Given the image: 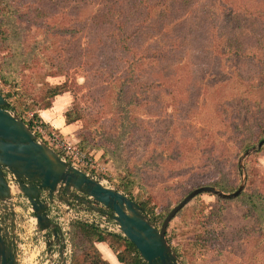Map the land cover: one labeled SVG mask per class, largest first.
<instances>
[{"label": "rangeland", "instance_id": "1", "mask_svg": "<svg viewBox=\"0 0 264 264\" xmlns=\"http://www.w3.org/2000/svg\"><path fill=\"white\" fill-rule=\"evenodd\" d=\"M58 85L79 116L72 139L60 133L89 141L106 185L134 176L131 195L157 217L203 185L233 192L245 178L264 197V0H0L13 111L27 122ZM28 210L22 264H46ZM167 238L183 264H264L241 197L198 194Z\"/></svg>", "mask_w": 264, "mask_h": 264}, {"label": "water", "instance_id": "2", "mask_svg": "<svg viewBox=\"0 0 264 264\" xmlns=\"http://www.w3.org/2000/svg\"><path fill=\"white\" fill-rule=\"evenodd\" d=\"M7 104L0 92V264H20L18 214H23L27 205L35 217L36 229L44 236L42 248L49 257L47 262L70 264L68 239L49 214L50 204L56 201L75 204L111 218L116 224L113 232L133 242L146 264H183L167 238V229L174 216L198 194L211 193L232 199L244 190L245 178L233 192H225L214 185L199 186L174 206L158 227L129 194L106 185L104 180L70 163L39 140L24 119L8 109ZM263 144L264 138L257 149ZM7 173L16 181L12 186ZM43 194L46 197H42Z\"/></svg>", "mask_w": 264, "mask_h": 264}, {"label": "trees", "instance_id": "3", "mask_svg": "<svg viewBox=\"0 0 264 264\" xmlns=\"http://www.w3.org/2000/svg\"><path fill=\"white\" fill-rule=\"evenodd\" d=\"M5 80L9 81L10 79L5 77ZM67 91L69 90L63 87V85H58L48 90L44 96H50V98H53L56 95L62 94ZM0 92L3 94L1 89ZM4 96L8 99L7 108L13 110L15 108V105L11 102V100H9V98H11V94H6ZM50 98L43 106L40 107V109H46L52 106L53 101H51ZM39 110L35 113V116L41 120V117L38 114ZM65 118L67 123H73L79 119V116L74 112L67 110L65 112ZM44 124L46 126H49L45 122ZM50 129L53 130V128L51 127ZM55 131L60 133L57 129H55ZM78 146L81 150H84L90 147L89 141L87 139L81 140ZM262 147H264V144ZM125 168H126L125 166H122L120 170L122 172L126 171ZM85 170L87 171L88 169ZM92 172L94 174V171ZM125 175H126L125 178L121 180L118 188H121L124 192L129 194L142 207L144 212H146L150 216V218L156 225H158L159 222L160 224H162L164 220L163 217L160 216L157 217V215L154 212V209L151 208L146 202L138 201L133 197V195H131V188L137 181L134 178V176L130 175L127 171ZM237 197H241L243 199V202L250 209V211L255 214L258 225H260L261 231L263 232L264 231L263 195L255 191H246L244 189L241 192V194ZM69 234L72 245L71 264H110L108 260L103 258L100 250L96 246L97 242H107L109 246L115 251L119 261L122 262L123 264H146L143 261L139 251L137 250L133 242H131L130 240H128L126 237H124L119 233L108 232L100 228L96 224L74 219L70 224Z\"/></svg>", "mask_w": 264, "mask_h": 264}, {"label": "built area", "instance_id": "4", "mask_svg": "<svg viewBox=\"0 0 264 264\" xmlns=\"http://www.w3.org/2000/svg\"><path fill=\"white\" fill-rule=\"evenodd\" d=\"M26 123L30 126L31 130L36 134L39 140L46 142L51 147L53 146L52 148L56 150L62 158L68 160L70 163L83 169L84 171H86L85 169H88L86 171L87 173H90L91 170L99 172L100 168L102 169L101 171L104 172L103 169L105 166L101 165L92 153L81 150L76 144L66 139L61 133L49 129L42 120L35 116V113L31 112L29 114L28 121ZM7 180L11 186L16 183L11 173H7ZM44 196L45 195L43 194L42 197ZM27 206L29 208L28 213L33 214L29 205ZM49 214L52 220L55 221L63 230L66 238L69 237L70 224L74 219L96 224L108 232H113L116 228V224L111 218H106L102 214L95 213L89 209L80 208L75 204H64L61 201L52 202L50 204ZM32 230L36 235L35 248L38 247V251H40V247H43L44 245V236L36 229V226H34ZM25 239H27V237L21 240L22 245L26 244L24 243Z\"/></svg>", "mask_w": 264, "mask_h": 264}, {"label": "crops", "instance_id": "5", "mask_svg": "<svg viewBox=\"0 0 264 264\" xmlns=\"http://www.w3.org/2000/svg\"><path fill=\"white\" fill-rule=\"evenodd\" d=\"M67 92H64L62 94H58L55 96L52 106L46 108V109H40L38 114L41 117V119L47 123L50 127L57 129L59 132H61L64 135H72V137H69L70 139L73 138L74 133L76 131L75 124L74 123H67L66 118H65V112L68 110L66 109L63 111L62 109L67 108V106L70 104L69 103V96L66 94ZM56 101V103H55ZM61 117H58L59 112H62ZM68 138V137H67ZM90 174L94 175L93 172H90ZM96 176V175H95ZM28 218V215L25 213L23 214H18L19 218V225H18V231H17V241L23 240L24 235L26 234V230L23 232L24 224L23 221L25 217ZM26 219V218H25ZM32 222V221H31ZM33 226V224H32ZM34 227V226H33ZM28 231V230H27ZM29 232V231H28ZM68 239V249H70V264H71V254H72V245H71V240H70V234ZM24 245L21 244V246H18V252H19V262L22 264V248ZM96 246L100 250L102 256L104 259L108 260L110 264H123L122 262L119 261L115 251L109 246L107 242H97ZM44 252V255L47 257V252L43 250V248L40 249ZM56 251V250H54ZM49 257L46 259L45 263L50 264L47 262Z\"/></svg>", "mask_w": 264, "mask_h": 264}, {"label": "bare ground", "instance_id": "6", "mask_svg": "<svg viewBox=\"0 0 264 264\" xmlns=\"http://www.w3.org/2000/svg\"><path fill=\"white\" fill-rule=\"evenodd\" d=\"M32 218H33V217H32ZM34 221H35V218L32 219V224H33V226H35ZM34 256H35V255H34Z\"/></svg>", "mask_w": 264, "mask_h": 264}]
</instances>
